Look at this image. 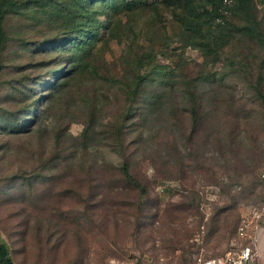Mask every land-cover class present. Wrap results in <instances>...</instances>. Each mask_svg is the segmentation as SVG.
<instances>
[{
    "label": "rangeland",
    "instance_id": "rangeland-1",
    "mask_svg": "<svg viewBox=\"0 0 264 264\" xmlns=\"http://www.w3.org/2000/svg\"><path fill=\"white\" fill-rule=\"evenodd\" d=\"M165 2L0 0V243L16 264H194L244 242L241 214L264 200V0H222L238 31L212 49L224 28L195 45Z\"/></svg>",
    "mask_w": 264,
    "mask_h": 264
},
{
    "label": "trees",
    "instance_id": "trees-1",
    "mask_svg": "<svg viewBox=\"0 0 264 264\" xmlns=\"http://www.w3.org/2000/svg\"><path fill=\"white\" fill-rule=\"evenodd\" d=\"M165 4L168 7L179 6V10L175 13V19L180 24L181 28H186L190 34L189 38L193 39V35L200 36L199 39L193 40L198 44L202 37H208V33L215 29L216 26L223 27L224 32L222 35L218 37H214L206 42H204V46L208 47V49H212L215 44L218 43V40L222 38H228L232 32L238 31L237 28H232V30H228L225 27V24H222L221 21L229 22L227 17L221 11L224 7L222 6V0H165ZM248 0H238L239 8L242 7L244 2L247 3ZM198 3H201L202 9L198 7ZM245 3V4H246ZM205 4L211 5V8H207ZM200 6V7H201ZM217 19H220L217 21ZM4 20H5V10L0 5V67H1V44L5 38V30H4ZM213 23H216L213 25ZM207 28L205 33L202 29ZM246 33L249 36H252L254 39H258L259 31L253 25L246 26ZM264 41V38H261ZM206 49V48H205ZM145 64L152 65L155 60L148 57H145ZM142 65L144 64L141 61ZM144 64V65H145ZM263 66H264V56H263ZM74 70L69 71L68 73H64L55 78L54 82L50 85L54 87L57 91H62L66 89L68 86H72L70 82L75 78L76 71L78 70L76 67ZM260 84V85H259ZM257 93L263 103L264 106V89L262 88V80L258 78L256 83ZM259 87V88H258ZM44 100V98L42 99ZM120 169L123 174L127 175L129 173V165L127 162H124ZM0 264H16L9 255L8 247L5 243H0Z\"/></svg>",
    "mask_w": 264,
    "mask_h": 264
},
{
    "label": "built area",
    "instance_id": "built-area-1",
    "mask_svg": "<svg viewBox=\"0 0 264 264\" xmlns=\"http://www.w3.org/2000/svg\"><path fill=\"white\" fill-rule=\"evenodd\" d=\"M261 177L264 179V173H261ZM263 214L264 200L259 207L249 208L241 214L237 226V237L241 240L244 239V242H240L223 254L199 255L195 258L194 264H262L256 245V231L258 230L256 223Z\"/></svg>",
    "mask_w": 264,
    "mask_h": 264
},
{
    "label": "crops",
    "instance_id": "crops-1",
    "mask_svg": "<svg viewBox=\"0 0 264 264\" xmlns=\"http://www.w3.org/2000/svg\"><path fill=\"white\" fill-rule=\"evenodd\" d=\"M260 251V250H259Z\"/></svg>",
    "mask_w": 264,
    "mask_h": 264
}]
</instances>
